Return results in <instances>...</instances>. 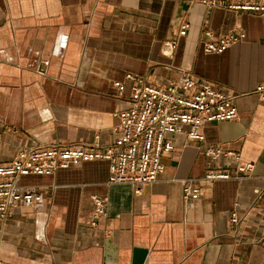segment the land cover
<instances>
[{
  "label": "crops",
  "instance_id": "0c3cea01",
  "mask_svg": "<svg viewBox=\"0 0 264 264\" xmlns=\"http://www.w3.org/2000/svg\"><path fill=\"white\" fill-rule=\"evenodd\" d=\"M232 31L244 37L203 51L205 32ZM166 41L176 42L167 56ZM184 72L228 91L237 118L204 125L201 142L175 138L159 179L138 193L108 184L105 161L19 178L41 189L45 226L40 234L30 208L12 210L0 222L3 264H102L107 239L116 264L143 252V264H264V104L254 92L264 82V14L190 0H0V163L28 146L82 147L95 136L108 147L128 90L117 97L112 82L131 73L164 85ZM207 147L238 153L252 171L197 181L199 196L184 199L183 180L234 170L229 158L211 162ZM92 195L107 199L95 225Z\"/></svg>",
  "mask_w": 264,
  "mask_h": 264
},
{
  "label": "built area",
  "instance_id": "2783aa9c",
  "mask_svg": "<svg viewBox=\"0 0 264 264\" xmlns=\"http://www.w3.org/2000/svg\"><path fill=\"white\" fill-rule=\"evenodd\" d=\"M207 8L223 6L233 11L264 14V0H190ZM186 26L182 27L181 33ZM204 42L206 54H220L244 37L241 32H229L214 40L209 32ZM176 42L162 44L163 55H170ZM128 84V87L126 86ZM116 96L127 90V104L118 110L115 131L117 137L108 147H100L99 137L82 147L22 148L11 161L0 163V222L6 220L16 208H30L35 213V224L43 233V193L35 187L18 186L16 181L26 176H51L58 170H66L92 161L107 163V183L127 184L138 193L140 187L155 183L164 171L161 158L174 150V139L201 142L202 127L210 123L229 122L237 118V109L230 93L207 80L197 79L184 72L177 80L164 85L148 83L141 76L127 73L124 81L112 82ZM258 100L264 104V82L255 86ZM204 155L215 162L220 157L231 159L234 170L210 168L199 179L183 180V198L196 199L199 189L196 182L208 184L227 180L240 173H250L252 164L241 161L238 153L224 152L214 147L204 149ZM94 206L92 225L104 216L106 197L91 196ZM230 226L238 223L234 212L230 213ZM264 247V238L262 240ZM0 264H3L0 260Z\"/></svg>",
  "mask_w": 264,
  "mask_h": 264
},
{
  "label": "water",
  "instance_id": "95a60500",
  "mask_svg": "<svg viewBox=\"0 0 264 264\" xmlns=\"http://www.w3.org/2000/svg\"><path fill=\"white\" fill-rule=\"evenodd\" d=\"M104 261L102 264H116V247L111 244V240L107 239L104 243ZM144 252L138 257L131 258L130 264H143Z\"/></svg>",
  "mask_w": 264,
  "mask_h": 264
}]
</instances>
